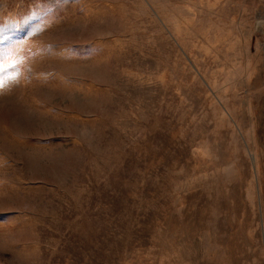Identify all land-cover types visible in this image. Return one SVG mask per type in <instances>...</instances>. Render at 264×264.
Returning <instances> with one entry per match:
<instances>
[{"label":"rangeland","instance_id":"1","mask_svg":"<svg viewBox=\"0 0 264 264\" xmlns=\"http://www.w3.org/2000/svg\"><path fill=\"white\" fill-rule=\"evenodd\" d=\"M0 264H264V0H0Z\"/></svg>","mask_w":264,"mask_h":264},{"label":"snow or ice","instance_id":"2","mask_svg":"<svg viewBox=\"0 0 264 264\" xmlns=\"http://www.w3.org/2000/svg\"><path fill=\"white\" fill-rule=\"evenodd\" d=\"M2 39V38H0ZM6 69L4 67L3 63H0V88L4 87V84L6 82L7 79H15L14 76H6L5 73Z\"/></svg>","mask_w":264,"mask_h":264}]
</instances>
